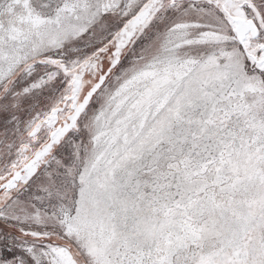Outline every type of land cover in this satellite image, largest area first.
Returning a JSON list of instances; mask_svg holds the SVG:
<instances>
[{
  "label": "snow or ice",
  "instance_id": "snow-or-ice-1",
  "mask_svg": "<svg viewBox=\"0 0 264 264\" xmlns=\"http://www.w3.org/2000/svg\"><path fill=\"white\" fill-rule=\"evenodd\" d=\"M0 264H264V0H0Z\"/></svg>",
  "mask_w": 264,
  "mask_h": 264
}]
</instances>
